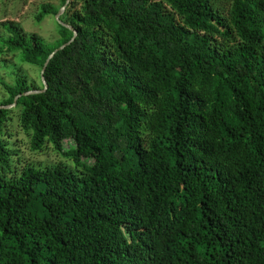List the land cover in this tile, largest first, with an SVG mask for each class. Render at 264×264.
Wrapping results in <instances>:
<instances>
[{
	"label": "trees",
	"instance_id": "16d2710c",
	"mask_svg": "<svg viewBox=\"0 0 264 264\" xmlns=\"http://www.w3.org/2000/svg\"><path fill=\"white\" fill-rule=\"evenodd\" d=\"M61 19L78 35L46 91L75 31L0 22L3 59L40 69L1 79L0 264H264V0H70ZM12 119L65 160L20 165Z\"/></svg>",
	"mask_w": 264,
	"mask_h": 264
},
{
	"label": "rangeland",
	"instance_id": "374dc122",
	"mask_svg": "<svg viewBox=\"0 0 264 264\" xmlns=\"http://www.w3.org/2000/svg\"><path fill=\"white\" fill-rule=\"evenodd\" d=\"M44 3L59 5L60 0H0V22L7 20L19 21L26 31L41 34L48 43L53 45L60 37L57 17L49 16L41 23L35 18ZM18 67H23L24 72L29 75L31 80L40 83V69L38 67L23 64L18 57L13 61L6 62L0 53V101L7 98V94L1 86V79L8 84L14 83L15 77L12 73ZM8 128L7 133L9 134L6 135V139L20 152V165L29 163L36 165L57 164L65 160L62 155L51 150L38 154L32 152L29 136L19 127L17 120L12 119ZM73 145L72 142H66L65 144L66 148H71Z\"/></svg>",
	"mask_w": 264,
	"mask_h": 264
},
{
	"label": "water",
	"instance_id": "95a60500",
	"mask_svg": "<svg viewBox=\"0 0 264 264\" xmlns=\"http://www.w3.org/2000/svg\"><path fill=\"white\" fill-rule=\"evenodd\" d=\"M69 2H70V0H68L67 4H66L65 6L62 7V9L60 10V12L57 14L56 17H57V20L60 21L62 24L66 25V26H69L72 30H74V31H75V35H74V37L72 38V41H70L67 45H64V46L60 47L58 50H56V51L51 55V57L49 58L48 62L46 63L45 68H44L43 71H42L43 82H44V84H45V86H46V88H45L44 91H46V90L49 88V85H48V83H47V81H46V79H45V72H46V70H47V67H48L49 63L51 62V60L55 57V55H56L59 51H63L67 46H70L72 43H74V42H75V39H76V37H77V35H78L77 30H75L73 26H71V25L65 23V22L61 19V15L66 11ZM40 92H41V91H33V92L25 93L24 95H29V94H34V93H40ZM11 107H12V106H11ZM1 108H2V107H0V109H1Z\"/></svg>",
	"mask_w": 264,
	"mask_h": 264
}]
</instances>
